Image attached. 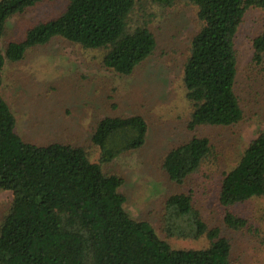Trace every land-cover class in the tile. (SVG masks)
I'll list each match as a JSON object with an SVG mask.
<instances>
[{"label": "trees", "instance_id": "obj_1", "mask_svg": "<svg viewBox=\"0 0 264 264\" xmlns=\"http://www.w3.org/2000/svg\"><path fill=\"white\" fill-rule=\"evenodd\" d=\"M53 0H0V88L6 61H22L28 49L59 38L96 54L105 70L128 76L156 49L150 28L155 15L147 5L173 8L178 0H66L53 17L30 24L2 49L6 22ZM198 23L182 65V84L191 113L187 129L222 130L243 118L238 95L236 34L249 11L264 10V0H185ZM251 65L264 73V21L251 39ZM260 74V73H259ZM1 92V90H0ZM147 123L140 115L106 116L95 125L92 162L82 146L23 141L15 118L0 93V190L11 203L0 220V264H230L226 233L209 227L192 204L193 191L174 193L164 226L167 236L205 238L200 248H173L147 221L132 218L119 192L122 179L101 167L139 149ZM212 140V142H211ZM214 136L195 135L168 151L162 168L183 184L193 180L210 157L218 159ZM214 203L228 230L264 232L260 212L245 213L250 201L264 198V129L235 163L215 179ZM185 226H180V219ZM262 218V219H261Z\"/></svg>", "mask_w": 264, "mask_h": 264}, {"label": "rangeland", "instance_id": "obj_2", "mask_svg": "<svg viewBox=\"0 0 264 264\" xmlns=\"http://www.w3.org/2000/svg\"><path fill=\"white\" fill-rule=\"evenodd\" d=\"M145 1V0H142ZM66 0L36 6L6 22L2 49L10 40L20 39L25 29L61 11ZM157 46L152 55L128 76L105 70L96 54L52 39L48 44L28 49L17 63L5 62L1 71V95L15 118V131L30 144L62 143L82 146L89 159L98 162L99 153L91 144L97 122L106 116L140 115L147 123L144 144L116 157L101 167L122 179L119 192L124 209L136 220L150 223L156 234L173 248H200L205 238H176L165 233L169 208L165 200L174 193L193 191L192 204L209 227L217 226L231 242L230 264H264V232L228 230L221 224V207L214 203L215 179L221 169L237 161L245 147L264 129V73L251 65V39L264 21V10L249 11L236 34L238 95L243 118L222 130L211 127L187 129L191 113L182 84V65L198 23L195 9L178 0L171 9L147 5ZM260 73V74H259ZM205 135L219 145L218 159L204 163L193 180L172 182L162 168L171 149L192 135ZM212 142V140H211ZM9 191L0 190V220L11 203ZM245 213L260 212L264 219V198L245 204ZM261 218V219H262ZM179 225L185 226L179 219Z\"/></svg>", "mask_w": 264, "mask_h": 264}]
</instances>
